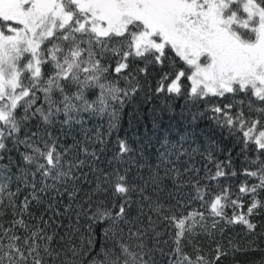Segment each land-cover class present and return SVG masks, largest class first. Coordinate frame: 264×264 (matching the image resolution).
<instances>
[{
    "label": "snow or ice",
    "instance_id": "snow-or-ice-1",
    "mask_svg": "<svg viewBox=\"0 0 264 264\" xmlns=\"http://www.w3.org/2000/svg\"><path fill=\"white\" fill-rule=\"evenodd\" d=\"M169 50L190 71V99L238 93L248 96V115L243 110L234 113V103L211 109L218 126L230 134L242 132L245 148L254 145L260 152L250 161L255 170L245 169L244 173L259 183L251 187L242 184L235 199L229 189L212 195L191 176L184 180L194 169L189 165L182 172L178 166L182 156L192 158L182 145L162 152L146 177L139 170L133 177V149L126 139L119 138L118 151L109 160L110 171L92 164L90 171L96 174L92 187L89 174L82 171L86 161L67 159L76 145L63 147L48 130L61 113L65 117L62 126H83V114L107 113L112 102L122 106L130 91H136L131 85L121 89L108 79L109 68L102 62L108 52L120 57L114 71L121 74L128 69L130 56L146 60L145 67L138 70L145 73L148 64L163 65ZM47 65L51 71L46 73ZM186 74L182 69L173 79L165 73L156 91L163 92L166 87L169 93L181 94L180 81ZM91 89L98 93L89 100ZM243 103L239 102L241 108ZM257 103L264 105V0H0V216L6 208L12 210L8 226L0 223V264H86L94 250L97 228L103 243L87 264H160L157 253L167 255L168 264H209L203 256L193 260L182 249L184 239L198 226L205 227V213L193 210L184 215L186 205L180 190L190 183L196 194L193 199L202 201L209 214L228 224L241 223L249 230L256 227L248 217L264 206L255 198L258 189L264 190V107H256ZM20 109L23 115H19ZM109 115L115 118L116 110ZM32 118L39 122L37 131L20 139L19 133ZM196 118L193 114L192 119ZM115 126L110 121V129ZM7 141L17 151L24 145L21 162L9 156L3 163V153L11 151ZM96 141L106 143L99 130ZM81 151L93 162L99 159L95 151ZM172 155L175 161L170 159ZM208 159H212L211 152ZM216 168L211 179L225 175L221 164ZM166 178L176 188L168 192L174 204L161 199ZM82 181L88 183L87 191ZM25 189L30 191L18 203L17 197ZM49 192L53 195L45 200ZM246 194L253 199L245 213ZM64 195L69 203L61 211L59 198ZM33 205L42 206L39 215L31 211ZM228 207L233 209L231 217L225 213ZM69 213L74 214L75 223H57L65 216L71 221ZM161 224L174 245L168 253L159 247ZM53 225L56 230L49 232ZM60 229H64L63 235ZM220 255L217 247V259Z\"/></svg>",
    "mask_w": 264,
    "mask_h": 264
},
{
    "label": "trees",
    "instance_id": "trees-1",
    "mask_svg": "<svg viewBox=\"0 0 264 264\" xmlns=\"http://www.w3.org/2000/svg\"><path fill=\"white\" fill-rule=\"evenodd\" d=\"M113 43L118 42L114 41ZM147 59L151 60L152 57L149 56ZM118 60H120L119 56L108 52L102 62L109 68L108 79L115 81L118 87L130 89L131 85V87L136 88L135 92L130 91V95L125 98V103L122 106L116 101L112 102V108L107 113L100 115L83 114L85 121L83 126L76 123H73L71 126H62L61 122L65 117L61 113L59 116L53 118V123L48 127L52 136L59 138V144L63 147L76 145L67 159L73 160V162H75V159L86 161L82 171L89 174L88 179L93 181L92 187L95 186L96 175L90 171L92 164L94 163L95 167L104 171H110L109 160L118 151L116 143L118 138L126 139L129 146L133 149L131 153V156L135 160V164L132 165L133 177H135L137 170L146 177L149 174L150 167L154 168L159 163L162 152L172 149L173 145L177 146V148L182 145L183 149L191 153L192 158L189 159L188 156H182L178 166L182 172L184 167H188L189 165L194 169L190 175L184 176V180H189L191 176L192 180H198L201 188L207 189L212 195L220 193L223 189H229L231 198L235 199L242 184L251 187L253 184L259 183L256 178L246 176L244 173L245 169L255 170L250 161L259 157L260 152L255 149L254 145H249L247 149L245 148L242 132L234 131L230 134L227 128L218 126L213 119L214 114L211 111L214 106L234 103V113L243 110L245 115H248V96L238 93L236 95L226 94V98L208 96L190 99L191 82L187 79L190 71H187V66L184 62L170 50L168 51V59L164 61L163 65L148 64L145 73H141L138 70L145 67L146 60L132 55L126 61L129 65L128 69L124 70L121 74H117L114 69ZM182 69L186 70L187 74L180 81L181 94L169 93L166 87L163 92L156 91V88L159 86L158 81L165 73L172 74V78L174 79L175 74ZM44 70L46 73L50 72L51 65H47ZM124 77H128V79H124ZM170 82L169 80L168 83ZM70 90L74 91L75 89L72 88ZM97 93L98 90L96 89L89 90L87 93L88 99H95ZM240 101L244 102L243 108L239 105ZM255 106L264 107V105L259 103ZM113 109L117 113L115 118L109 115ZM193 114L197 116L195 120L192 119ZM19 115H23V109L19 110ZM251 118H256L254 113L251 114ZM110 121L116 125L114 128L110 129ZM38 126V120L32 118L24 125L19 133V138L24 139L26 134L31 135V132L37 131ZM97 130H99L101 138L106 142L104 145L96 141ZM86 136L88 139L85 138ZM77 141H79L78 144L76 143ZM7 144L11 151L3 153V163L8 162L9 156L14 162H21L20 153L25 150L24 145H20L19 151H17L11 141H7ZM81 148H87L89 152L95 151L99 159L93 162V158L85 156ZM102 148L104 149L103 152H101ZM193 149H197V151L193 152ZM209 152L212 154L211 160L208 159ZM124 159L128 161L127 156ZM170 159L175 161L176 156L172 155ZM217 164H221L225 175L211 179L210 177L215 176ZM138 165H144V167L138 169ZM128 166V163H125V167ZM171 166L170 164L168 165V167ZM159 171L163 176V167ZM47 182L51 183L50 180ZM37 186L39 187V178L37 179ZM82 187L85 191L89 189L87 182L82 181ZM161 187L163 189L161 199L166 204H174L175 200L169 201L168 199V192L176 191L173 181L170 178H166ZM13 190H15V185H13ZM29 191L30 189L21 191L17 197V202L22 201ZM50 195H53V193L49 192L44 199L47 200ZM195 195V191L190 183L182 187L180 196L183 197V202L186 205L182 211L184 215L193 210L204 212L205 219L202 223L205 227L201 228L198 226L192 236L183 240L181 245L183 251L193 260L198 255L203 256L209 264H264V206L258 207L257 211L248 217L250 222L256 225L253 230H249L246 225L241 223L228 224L219 217L209 214L201 206L202 201L193 199ZM82 198L83 193L80 194V199ZM255 198L261 204H264V190L258 189ZM59 199V206L62 211L63 206L68 204L69 201L66 195ZM206 199H210V197H206ZM252 199L251 195H244L243 204L245 207L242 210L243 212H247V206L251 203ZM31 211L39 215L40 211H42V206L37 208L33 205ZM236 211L239 213L241 209H236ZM145 212H148L147 202H145ZM225 213L228 217H231L233 209L228 207L225 209ZM68 215L72 216L71 221L68 216H65L58 219L57 223L62 222L65 226L70 222L75 223L74 214L69 213ZM132 215H135V212ZM153 218H156L154 214ZM11 219L12 210L11 208H6L5 214L0 216V223H3L7 227ZM214 222L216 223L215 227H213ZM100 227H103V225ZM55 230V225L49 228V232ZM59 231L63 235L64 229H60ZM158 231L162 233L158 238L160 241L159 247H162L165 253L170 252L174 247L172 238L167 234V230L163 224L158 227ZM165 241L168 243H164ZM102 243L100 228H97L94 250L92 255L87 257V260H90L92 256H95L100 251ZM108 246H110V243ZM217 247H219L222 253L218 259ZM102 258L101 256L100 259ZM157 259L160 261V264H168L167 255L161 257L157 253Z\"/></svg>",
    "mask_w": 264,
    "mask_h": 264
}]
</instances>
